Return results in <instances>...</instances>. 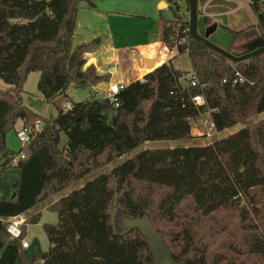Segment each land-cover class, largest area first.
I'll use <instances>...</instances> for the list:
<instances>
[{
	"label": "trees",
	"instance_id": "trees-1",
	"mask_svg": "<svg viewBox=\"0 0 264 264\" xmlns=\"http://www.w3.org/2000/svg\"><path fill=\"white\" fill-rule=\"evenodd\" d=\"M79 1L0 0V79L8 85L0 89V164L6 169L24 153L15 164L14 196L0 198V264H15L19 257L21 264H152L148 240L137 229L119 234L123 218L144 215L177 262L264 264V119L204 145L142 150L98 174L48 206L57 214L56 223L42 224L49 246L30 258L10 238L5 219L143 142L192 140L191 120L207 113L218 132L264 111L262 0H246L262 43L252 48L254 39L248 40L239 53L198 32L200 0H185L188 21L181 19L177 0H168L176 19L159 18L157 35L168 48L188 55V84L179 83L184 72L168 60L125 85L115 95L117 106L104 96L64 108L70 84L86 88L109 80L93 64L84 67V54L97 39L71 49ZM227 30L232 40L245 32ZM33 71L39 72L37 90L57 109L54 119L22 104L23 83ZM235 72L242 82L232 83ZM192 79L205 85L204 104L192 101L199 92L189 84ZM18 119L23 125L39 120L42 126L14 153L5 135ZM39 218L36 213L25 223Z\"/></svg>",
	"mask_w": 264,
	"mask_h": 264
},
{
	"label": "rangeland",
	"instance_id": "rangeland-1",
	"mask_svg": "<svg viewBox=\"0 0 264 264\" xmlns=\"http://www.w3.org/2000/svg\"><path fill=\"white\" fill-rule=\"evenodd\" d=\"M264 3V0H262ZM232 2V1H230ZM94 8L88 7L86 0L79 1L77 9V26L74 30L75 34L72 39L71 49L77 45L94 41V45L89 50L90 55L96 58V63L103 62V68L109 70L112 75V82L117 84L130 83L136 78V70L133 65L140 63L144 52H151L153 58L157 57L156 65H159L168 60H172L174 68L184 72V76L179 80L182 86L188 84L189 78L192 76L191 63L186 53L177 55L174 49L168 48L157 35V25L159 18H164L168 21H174L175 6L168 0H93ZM165 6H163V4ZM177 8L180 17L183 21L189 20V14L186 8L185 0H177ZM243 22H250L248 17L243 14ZM219 26L210 35L207 33L209 27L213 26V22L205 23L204 18H198L199 30L208 36V40L222 49H230L232 52L239 53L243 50L241 45L236 47L232 45V34L227 30L226 26L236 28L237 24H232L227 18L220 17L218 19ZM246 24L244 34L234 39L233 43L240 41L258 38L261 36V31L258 32ZM242 28V29H243ZM207 30V31H206ZM236 30V29H234ZM241 43V42H240ZM177 55V56H176ZM176 56V58L174 57ZM174 57V58H173ZM94 65V64H93ZM95 69L96 66L94 65ZM149 71V69L147 68ZM39 77L38 71L30 72L23 83L21 93L22 104L29 109L33 114L45 118L54 119L58 112L55 105L47 103L42 94L37 90V80ZM105 83L90 85L86 88H77L70 84L66 90V98L64 99L68 105L78 102H84L91 97H101L105 89ZM8 87L0 79V89ZM264 119V111L248 117L238 124L218 131L211 138L197 137L191 130L193 138L189 141L180 140H148L133 148L129 152L122 154L116 159L108 162L97 171L92 172L80 180L68 185L62 191L50 196L42 204H37L33 208L36 209L39 205H46L55 198H61L83 186L86 182L94 179L98 174L105 173L113 167L119 166L128 159H131L137 153L146 149H167L175 147H183L190 145H204L226 135L237 132L241 128L250 126ZM37 120L32 123L35 125ZM39 127L42 126L40 121ZM23 129V122L18 119L15 125L8 129L5 135L6 147L17 153L23 146L17 138V132ZM62 142L65 136L62 135ZM19 178V170L15 164L8 166L6 169L0 164V198L6 199L13 194V185L17 183ZM33 208L32 211H33ZM41 218L42 222H56V212L45 208ZM32 226V236L28 235L26 240L29 248L22 250L25 255H30L34 248L39 250H47L49 244L40 226ZM28 226V228H29ZM15 264H21V257L18 258Z\"/></svg>",
	"mask_w": 264,
	"mask_h": 264
},
{
	"label": "crops",
	"instance_id": "crops-1",
	"mask_svg": "<svg viewBox=\"0 0 264 264\" xmlns=\"http://www.w3.org/2000/svg\"><path fill=\"white\" fill-rule=\"evenodd\" d=\"M230 1H232V2H230ZM164 6H165V4H164ZM90 8H94V7H90ZM197 9H198V18H206L207 19V23L213 22V26L209 27L210 28L209 31L206 30L207 33H209V35L212 32H214L217 29V27L219 26L220 23H218V19L220 17H224L225 20H227V18H229V20H230V22L232 24H237L238 25V26H236V28H231L230 26L229 27L226 26L229 29H232V30L236 29L235 31H237V30H241L243 27H245L246 24H250L249 27L251 26L252 28H254L258 32V27L256 26V17L252 13V11H251V9L249 7V4H248V2L246 0H200L199 3H198ZM243 14H245L248 17L250 22H246V23L243 22L244 21L243 20V16H242ZM76 24H77V21H76ZM76 26L77 25H75V28H76ZM198 27H199V25H198ZM198 32L201 33V34H204L206 36V34L204 32H201L199 30V28H198ZM74 34H75V32L73 33V36H74ZM73 36H72V39H73ZM206 38L208 39V36H206ZM233 41H232V45H234L235 47L237 45H241L242 46V44L245 43V42L243 43V41H240L241 43L240 42L239 43H233ZM172 49H174L172 54H174L176 52L177 55H179V53L177 52V49L175 47H173ZM143 55L145 56V58H153V54L151 52H148V51L144 52ZM176 56H174V57L176 58ZM84 59L86 60V63L84 65V67H87L90 64H94L96 66V72H97L98 75H109V80L102 82V83L107 82V85L105 86V89L103 90V94L101 96V97H104L105 93H106V91H107V89H108V87L110 85V83H114V82H112V79H113L112 75L110 74L109 70L103 68V62L96 63V58L94 56L90 55V51H88V52H86L84 54ZM139 62L140 63H137V64L133 65V69L136 70L135 71L136 72V78H134V80H132L131 82H133V81H135L137 79L141 80L143 78L144 74L146 72H148L146 66L142 63V61L140 60ZM171 62H172V60H171ZM156 63H155V66H158V65H156ZM122 85L125 86V84H122ZM95 98H99V97H95ZM58 199L59 198H55L54 200L50 201V203H48L46 205H39V207H37L36 209H34L35 208L34 207L33 211H32V209H30L27 212H25V213H23V214H21V215H19L17 217H14V218H16L18 220H21L23 222L22 223V230H23V236H24L25 239H26V237L28 235L32 236V231H31V228H30L32 226H29V225L40 226L41 229H42V224H44V223H54V222H48V221L42 222L41 218H39V221L36 224L25 223V220L28 217H30L31 215H34L36 213H39L40 217H42L41 215H42L44 209L45 208L49 209L48 206L51 203H53L56 200H58ZM45 201H46V199L43 200L42 202L38 203V204H42ZM28 226H29V228H28ZM28 248H29V245H28L27 248H24L22 250L25 251V249H28ZM32 251L33 252H31L30 255H25L24 252L22 254L26 258H30L31 256H33L37 252L44 251V250H39V248H34Z\"/></svg>",
	"mask_w": 264,
	"mask_h": 264
},
{
	"label": "built area",
	"instance_id": "built-area-1",
	"mask_svg": "<svg viewBox=\"0 0 264 264\" xmlns=\"http://www.w3.org/2000/svg\"><path fill=\"white\" fill-rule=\"evenodd\" d=\"M184 39L181 40L182 43H184ZM244 79L243 77L238 73L235 72L234 78L232 79V83H238L242 82ZM226 79H222V82H225ZM189 84L193 87H197L199 89V92L194 94L192 96V101L196 104H204L205 99L203 96V89L205 87L204 84L199 83L196 79L190 80ZM124 87L122 84L117 83H110L106 93L105 97L108 99L110 103H113L115 106H117V100L115 98V95ZM64 108H70V105L67 103H64ZM40 124V121L37 120L34 126L32 125H23V129L17 132V138L21 142L23 146L28 145L35 133L41 128L38 125ZM191 130H193V133L197 137H204V138H211L214 134L217 133L216 126L213 120H211L207 114L201 115L199 118L195 120H191ZM192 133V132H191ZM24 158V153H20L17 156H15L13 159H11L10 164H16L18 160ZM7 225H6V231L9 234L11 239L18 240L20 247L22 249L28 247V242L23 236L22 232V221L18 220L16 218H8L5 219Z\"/></svg>",
	"mask_w": 264,
	"mask_h": 264
},
{
	"label": "water",
	"instance_id": "water-1",
	"mask_svg": "<svg viewBox=\"0 0 264 264\" xmlns=\"http://www.w3.org/2000/svg\"><path fill=\"white\" fill-rule=\"evenodd\" d=\"M162 4L164 6V3ZM261 43H262V39L258 37L252 40L248 46L255 48L259 46ZM141 61L146 66V68L152 70L156 67L155 63L157 62V57L154 58L141 57ZM12 196H14V193L12 194ZM114 214H115V208L111 213L112 219L114 217ZM122 223L125 229L119 233L120 235L125 234L127 231L137 229L148 240V247L153 254L152 264H186L185 261L177 262L172 258L171 252L166 247L163 238L155 230L153 224L151 223L147 215L136 218H123Z\"/></svg>",
	"mask_w": 264,
	"mask_h": 264
}]
</instances>
